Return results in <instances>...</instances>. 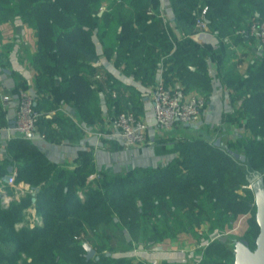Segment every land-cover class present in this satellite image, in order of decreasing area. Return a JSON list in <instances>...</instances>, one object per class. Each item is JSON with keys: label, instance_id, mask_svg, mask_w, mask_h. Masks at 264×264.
Listing matches in <instances>:
<instances>
[{"label": "trees", "instance_id": "trees-1", "mask_svg": "<svg viewBox=\"0 0 264 264\" xmlns=\"http://www.w3.org/2000/svg\"><path fill=\"white\" fill-rule=\"evenodd\" d=\"M102 1L0 0V24L20 17L37 30L38 51L33 64L38 72V111L47 105L58 108L71 104L88 125L101 118L98 88L106 91L89 74L96 69V37L109 44L110 28L101 22L106 15H98ZM157 2L120 0L113 3L110 12L118 32L113 49L146 84L153 82L162 56L173 47L165 25L147 13ZM171 4L177 27L186 38L176 41L175 51L162 61L165 74L168 81L172 74L179 75L185 90H198L208 102L211 81L207 62L216 57L213 49L194 36L198 18L206 7L205 21L221 38L222 51L227 53L228 39L244 38L239 31L247 28L250 18L264 19V0H171ZM225 59L220 74L232 90V99H242L237 119H245L247 128L246 135L230 142L234 148L201 138L185 139L176 145L177 156L164 166L99 173L87 181L91 169L65 168L51 161L33 138H13L0 157V181L8 166H16V182L30 183L37 189L38 211L44 222L33 228L16 227L32 203L31 193L20 203L4 206L0 202V264H144L134 262L128 254L133 243H161L204 221L211 223V231H218V236L204 249L200 264H234L233 244L237 239L226 234V227L244 213L251 216L241 239L254 249L259 226L248 180L256 173L264 175V53L244 75L227 66ZM109 90L113 94L112 87ZM45 93L48 98L37 101ZM51 93L57 99L49 101ZM133 93L137 99L141 95L139 90ZM121 96H109L108 107L116 106L118 112L143 110L133 97H126L122 106ZM228 116L235 120L231 113ZM54 121L59 125L72 121L60 111L51 120L45 114L39 117V131L46 139L58 141L61 137L52 125ZM231 150H242L246 159L242 161ZM83 241L92 244L95 256H86Z\"/></svg>", "mask_w": 264, "mask_h": 264}, {"label": "crops", "instance_id": "crops-1", "mask_svg": "<svg viewBox=\"0 0 264 264\" xmlns=\"http://www.w3.org/2000/svg\"><path fill=\"white\" fill-rule=\"evenodd\" d=\"M157 1V5H151L147 9V13L151 9L150 15L159 18L165 25L173 47L168 55L162 56L152 83H143L128 68L125 61L118 59L117 52L113 49V40L115 41L118 33L116 31L117 24L116 20L111 18L110 12L113 9V3H118L120 0H103L100 7L105 5L107 10L100 11L99 7L98 15H106L101 22L110 28L109 44H103L99 37H96L98 46V58L94 63L96 69L94 73L89 74V78L97 86L102 84L106 91L104 93L101 88H98L102 104L101 118L96 123L88 125L80 118L77 108L71 104H60L58 108L47 105V107L43 106L40 111L50 120L60 111L72 122L62 125L55 121L52 123L59 137H61L60 140L51 141L46 139V136L44 138L36 137L34 143L56 164L74 171H78L80 168L91 169L92 173L87 177V181H92L99 173L120 174L136 167L157 168L164 166L177 156L176 145L185 139L201 138L214 141L216 136L219 137L218 131L225 128L229 132L227 138L231 141L247 134L245 119H237L238 113L236 111L240 108L242 99L239 97L236 100L232 99V90L225 85L224 78L220 74V65L226 58L227 66L232 67V70L237 74L244 75L250 64L264 51L259 50L257 40L254 37L244 36L243 38L240 36L236 40L228 39L230 51L223 52L219 36L211 32L201 31L198 28L194 35L195 38L206 47L213 49L216 57V60L209 58L207 62L211 81L207 106L197 123L177 125L168 133H164L156 123H153L155 117L150 93L160 80L166 86L181 90L185 95L194 93L203 96L196 89L185 90V83L179 75L172 74L171 80L168 81V75L165 74L166 67L162 61L175 51L176 41L184 40L186 35L177 27L171 0ZM120 30L121 28H119ZM37 51V30L29 23L17 17L13 21L0 24V157H4L8 143L19 136L14 129L19 89L25 88L36 94L38 72L34 67L33 58ZM192 69L194 70L195 67ZM110 87L113 89V94H110ZM134 90H139L141 93L138 99L136 96L133 97ZM101 93L104 95L102 96ZM5 94L11 96V100L6 103L2 101V96ZM48 95L47 93L45 95L40 94L37 101L42 102V99L48 98ZM109 96L112 98L121 96L123 98L122 106L126 104L124 101L126 97H133L136 104H142L143 110L137 114L150 122V126L146 130V143L126 147L119 137L113 135L112 118L119 109L116 106L108 107L106 101ZM55 99H57L56 94L51 93L49 101ZM229 113L235 116L233 124L230 125L228 122V119L230 120ZM191 134L193 135L190 136ZM231 152L233 151L231 150ZM13 171H18L16 166H13ZM8 173L9 171L6 174ZM4 177L0 181V187L5 182ZM25 183H21L24 192H16L12 187L7 190V193L12 195V202L20 203L27 193L32 194V203L25 209L24 219L16 224L17 228L26 226L23 223L31 222L30 226L33 228L36 225H42L44 222L38 211L37 189H28L30 183ZM240 193L243 192L240 191ZM2 205L4 204L2 203ZM250 216V213L238 215L232 225L226 227V234L233 235L237 240L241 239L249 227ZM210 227L211 223L204 221L189 232H182L173 239H165L156 249L138 246L137 251L134 253L130 251L128 254L134 262L142 261L144 264H200L204 249L218 236V231L213 232Z\"/></svg>", "mask_w": 264, "mask_h": 264}, {"label": "built area", "instance_id": "built-area-1", "mask_svg": "<svg viewBox=\"0 0 264 264\" xmlns=\"http://www.w3.org/2000/svg\"><path fill=\"white\" fill-rule=\"evenodd\" d=\"M105 10H107V6L100 7V11ZM206 11L207 8H204L201 17L196 22L197 28L201 31L207 30ZM148 13L151 14L152 10L149 9ZM239 32L244 36L254 37L257 40L259 50L264 51V19L250 18L247 28H242ZM17 95L15 131L19 136L33 139L36 137L44 138L45 134L38 129V119L42 113L35 108V94L28 89L21 88ZM150 95L156 124L164 133L170 132L177 125L197 123L208 103L204 96L194 93L185 95L177 88L166 86L161 80L153 87ZM10 100L9 94L2 96L4 103ZM112 125L114 127L113 135L119 137L126 147H134L145 143L146 130L149 128L150 122L132 110H123L112 118ZM16 176L17 171H13L8 181H5L0 188L9 186L14 188L16 192H24L16 182ZM0 193H6V190L3 189ZM9 201L10 199L4 202L8 205Z\"/></svg>", "mask_w": 264, "mask_h": 264}, {"label": "water", "instance_id": "water-1", "mask_svg": "<svg viewBox=\"0 0 264 264\" xmlns=\"http://www.w3.org/2000/svg\"><path fill=\"white\" fill-rule=\"evenodd\" d=\"M103 96L104 94L101 93ZM153 123H156V119H153ZM217 144H220V140H217ZM235 156H240L244 159V156L234 152ZM13 170V166L8 167L9 173L5 175L4 181H8L10 173ZM249 187L252 190L255 198L256 207V222L259 226V233L256 237V247L252 249L249 244L242 239L236 240L233 244V251L235 254L234 264H264V175L262 173H256L253 177L249 178ZM35 188L28 184V189ZM88 258L93 257L96 254V249L88 242L83 243Z\"/></svg>", "mask_w": 264, "mask_h": 264}, {"label": "rangeland", "instance_id": "rangeland-1", "mask_svg": "<svg viewBox=\"0 0 264 264\" xmlns=\"http://www.w3.org/2000/svg\"><path fill=\"white\" fill-rule=\"evenodd\" d=\"M206 8V7H205ZM197 27V26H196ZM206 32H211V30H210V28L208 27V25H207V30H206ZM212 33V32H211ZM232 120V121H231ZM228 122H229V125L230 124H233V122H234V119H231L230 118V120L228 119ZM227 133H229L227 130H226V128L225 129H222V130H220V131H218V133H217V135L219 136V137H215V139H214V141H215V144H216V142H217V140L219 139L220 140V142H222V143H220L219 145H230L232 148H234V145L235 144H232V143H230L231 142V140L230 139H228L227 138ZM193 134H191L190 136H192ZM233 141V140H232ZM235 141H237V139L235 140L234 139V142ZM147 141L145 140V143H146ZM230 149V148H229ZM238 154H241V155H243L244 156V159H242L240 156H236V157H238V158H240L242 161H244L245 159H246V156L243 154L244 152L241 150L240 152H237ZM21 183H24V182H21ZM21 183H18V185L21 187ZM4 184V183H3ZM26 184V183H25ZM22 188V187H21ZM6 190V193H0V202L1 203H3L4 204V206L5 205H7L4 201H6V200H8V199H10V201H9V203L8 204H11V202H12V195H10V193H7V190H9V186L8 187H5V188H0V192H1V190ZM80 194H81V197H83L84 195H83V192L81 191L80 192ZM24 225H26V226H30L31 225V222H29V223H23ZM31 227V226H30ZM162 243V242H161ZM161 243H152V242H148V243H141V244H136V243H133V249H131L132 251L131 252H135V251H137L138 250V246H143L144 248H148V249H156V247H159L160 246V244ZM145 245V246H144ZM83 247H84V245H83ZM84 250H86L85 249V247H84ZM86 253H87V251H86ZM97 253V252H96Z\"/></svg>", "mask_w": 264, "mask_h": 264}]
</instances>
